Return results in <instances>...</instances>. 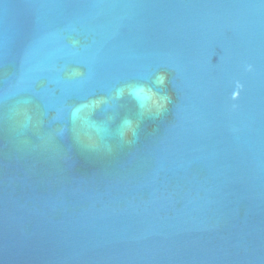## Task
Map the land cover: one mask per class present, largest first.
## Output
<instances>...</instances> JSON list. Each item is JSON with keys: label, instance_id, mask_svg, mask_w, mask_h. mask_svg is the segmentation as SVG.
Here are the masks:
<instances>
[{"label": "water", "instance_id": "1", "mask_svg": "<svg viewBox=\"0 0 264 264\" xmlns=\"http://www.w3.org/2000/svg\"><path fill=\"white\" fill-rule=\"evenodd\" d=\"M0 264H264V0H0Z\"/></svg>", "mask_w": 264, "mask_h": 264}]
</instances>
